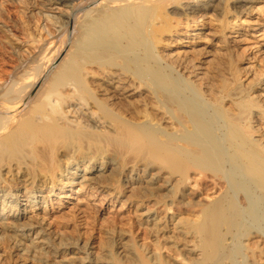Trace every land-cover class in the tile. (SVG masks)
Here are the masks:
<instances>
[{
  "label": "bare ground",
  "instance_id": "1",
  "mask_svg": "<svg viewBox=\"0 0 264 264\" xmlns=\"http://www.w3.org/2000/svg\"><path fill=\"white\" fill-rule=\"evenodd\" d=\"M36 1L64 36L56 38L60 46L44 36L41 54L24 72L8 66L0 74V264H227L220 238L228 246L257 239L259 248L264 35L247 40L227 9L241 20L264 0ZM255 20L248 27L261 25ZM78 61L90 93L77 84ZM185 158L201 168L203 183H225V200L201 209L198 227L172 217L168 231L156 211L191 177L180 179L157 163L170 168ZM123 176L124 202L151 206L141 221L180 252L181 262L153 248L137 250L125 228L106 231L95 247L88 237L67 235L61 216L49 220L50 207L71 197L66 189L108 188L101 183ZM83 196L73 206L79 213ZM230 198L237 202L233 212L225 204Z\"/></svg>",
  "mask_w": 264,
  "mask_h": 264
},
{
  "label": "rangeland",
  "instance_id": "2",
  "mask_svg": "<svg viewBox=\"0 0 264 264\" xmlns=\"http://www.w3.org/2000/svg\"><path fill=\"white\" fill-rule=\"evenodd\" d=\"M69 1L75 3L78 0H69ZM37 4H38V2L36 0H6L5 1L4 8H3L2 12L0 13V22H1L0 23V52H1L0 54H1V57L4 56L3 58H0V60L2 61V62L0 61V67H2V68H0V74L8 66H11V67L19 66L20 68L17 70V72H19V73L24 72L25 70H23V68L27 69L30 66V64H32V61H34V59L41 54L42 48H39V44H38L40 40H43L46 37H47V39H50V37H51V39H54V37H55V41H57L58 38L61 37V40H62L64 35H62L61 33L58 32V28L56 27L54 21H51L50 19H48V16L50 14L49 13L47 14L45 12H39L40 13L39 14L38 11H40V10L38 9ZM227 11L229 14L228 15L229 20L234 19L235 21H237V24H239V26L237 27L238 30H236V31L240 32L241 35H244V36L246 35L245 37H247V40L249 39V41H251V40L254 41V40H256V38L264 35V3L256 5V10H255L253 17L245 16V18L243 17L241 20L239 18L238 19L235 18V13L230 9V6H228ZM42 14H44V15H42ZM254 16H256V17H254ZM246 18L250 19V20H247ZM253 19L254 20L256 19L257 21H259L261 23V25H259L260 27L259 26L258 27H254V26L248 27V23L250 24V22H252ZM244 20H245V22H244ZM246 20H247V22H246ZM240 21L243 23H241ZM47 22H48V24H47ZM46 25H48V26L50 25L49 27H51V28H49ZM45 32H47V33H45ZM56 34L59 36L56 37ZM44 36H46V37H44ZM56 38H57V40H56ZM73 39H74V37L71 36V40L67 42V46H65V49L63 50L61 56L56 60V62H55V64H57L56 66H58L59 63H61L63 61L64 57L66 56V54L69 51V48L71 46L69 44H72ZM59 41H60V39H59ZM61 42L62 41H60V43H59L57 41L56 43H58L57 45L60 46V45H62ZM65 50H66V52H65ZM27 54L30 56H27ZM27 57H28V59L30 57H32V59L30 58V60H27ZM28 62H30V63H28ZM26 63H28L29 66H27ZM55 64H54V66H55ZM77 64L80 65L79 66L80 70L77 71L78 72L77 73V77H78L77 78V84L86 88L87 91L90 93L89 88H87L88 84L85 82L84 77H83L84 72L86 70V67L83 64H81V61H78ZM24 66H26V67H24ZM1 69H3V70H1ZM9 83L7 85H9ZM193 161H194L193 159L189 160V159L185 158V159H182V161H181L182 164H181V163H176L174 160V163L171 165L170 168H167L166 164H164L162 162L157 163V165L164 168L166 172H178V174H179L178 176L180 179L181 178L187 179L188 177H191V181H186V182L181 183L182 186H181V184H179L177 186V189L175 188L171 192V195L168 194L167 200L164 203V205L161 206V208L156 211L158 217H160V219H161L160 222H162L164 225L162 223L161 224L164 227L166 226L168 231L170 230V227H171L169 223H170V218H172V217L174 219H176L175 222H178L179 225L182 227H186V228L198 227L199 225H201V223H200L201 220L198 217V212L205 207H208V206L213 207L216 204L217 200H219V199L225 200L224 198H221L222 197L221 195L224 193V190L226 189L225 183H223L222 186L221 185L213 186V184L210 182H209L210 185L208 183L207 184L203 183L201 181V177H202L201 168H199L194 163L195 161L194 162ZM208 172H209V174H211L213 176H218V177L220 176V174L213 169H212V171L208 170ZM124 178L125 177L123 176L120 179L115 178L111 182L110 181H107V182L103 181V183H101V185L106 186L109 189L104 188V187L101 189V187L99 188V186H92L93 188L92 187L84 188L83 191H80L79 189L81 187L76 186V185L73 186L72 188L66 189L65 190L66 192L64 191L65 195L68 194V196H69V194H70L71 197L63 198V201H62L63 206L60 204L61 206L59 207L56 204H54L53 207H50L53 209L50 210V211H52L51 212L52 215L49 217L50 218L49 220L52 221V223H56L55 222V220L57 219L56 217L61 216V218H63L62 220L65 221L64 223H66V225L68 226L69 233L67 232V235H69V236H80L82 238L88 237L89 241L94 240L93 242H95V244H96L95 247H98V244L104 242L105 239L107 240V235L105 234L106 231L107 232L108 231L113 232V231H120V229H121V231H124L125 229H127L128 231L127 230H125V231H127L129 234L130 243L132 245H134V247L137 250L143 252L144 250L148 251V250L154 249L153 251L157 252L160 256H166V257L168 256V258H171V259L175 258L181 262L182 256H181L180 252L176 249L173 250V248L170 247L168 242H166L165 239H162L160 234L153 231L154 229L151 228L152 225L150 227V225H146L145 223H143L141 221L142 217H140V216L143 215L148 210H151V206L148 204H141V203L130 205L128 202H124L125 198L123 197V195H124V191L126 190L125 187L123 186L124 180H126ZM116 182H117V184H116ZM78 187H79V189H78ZM188 187H189L190 191L188 190ZM106 190H107V192H106ZM64 192H63V194H64ZM117 193H120V195H117ZM188 193H190V194H188ZM115 194H116V196H115ZM83 195L85 196V198L88 201H86V199L84 198ZM78 196H79V198H82V196H83V199H85L84 201L86 203L85 207H84L85 210H83L80 213H79V211H76L73 207L74 204L77 202L75 199ZM122 198H124V199H122ZM182 200H184V201H182ZM185 200H187V201L185 202ZM56 201H58V200H55L54 202H56ZM230 201H231V203L225 202V204L233 212L235 210L234 208L236 207L237 202L235 201V199L232 200L231 198H230ZM88 202H90V203H88ZM120 207H123V208H120ZM43 210L44 209H41V212ZM86 210H88V211H86ZM119 210H121V211H119ZM85 212H86V214H85ZM70 214H72V215H70ZM74 214H76V215H74ZM134 214H135V216H134ZM126 216H127V218H126ZM87 217H88V219H87ZM83 218H85V219H83ZM119 218H120V221L122 219V223L119 222V220H116ZM66 221L67 222L69 221V223H67ZM90 221H91V223H90ZM105 221H107L108 223L109 222L110 223L112 222V223L108 225ZM80 222H82V223L85 222V223H83V225L85 224L84 225L85 227ZM126 222L128 225L126 224ZM137 222L138 223L140 222V223L138 224ZM88 223H90V224H88ZM100 223L103 226L100 227V225H101ZM120 223L124 224V225L121 226ZM104 225H105V228H104ZM118 225H119V227L120 226L121 227L119 228ZM138 225H139V227L141 225V227L139 228ZM223 225L224 226H222L221 230L219 231L220 233L224 232L223 227H225V224H223ZM143 226L145 229L143 228ZM76 227H78V228H76ZM149 228H151V229H149ZM91 229H93V232ZM117 229H119V230H117ZM84 230H86V231L83 232ZM98 230L100 231V233ZM70 231H72V232H70ZM80 231H81V233H80ZM91 232H92V234H91ZM143 232H145V233H143ZM82 233H85V235ZM81 234H82V236H81ZM97 234H99L100 236ZM102 234H104V235H102ZM87 235H90V236H87ZM155 235H156V238L154 237ZM102 236H103V239H102ZM144 236H146V238ZM96 237H98V238H96ZM99 239H100V241H99ZM160 239H162V240H160ZM85 240H87V239H85ZM256 240L257 239L249 240V241H243V243H242L243 245L240 244L238 241H236V242H234V244L232 246H228V244H227L228 242H225V241H223V238H220L219 243H220L221 251H220L219 256L220 257L222 255L225 256L224 259H226L227 264H264V258H263L264 257V243L262 244V242H264V239L261 238V240L258 241L259 242L258 243L259 248H254L256 242L253 243V241H256ZM251 243L254 245H252ZM261 245H263V246H261ZM225 250H227V251H225ZM176 255H177V257H175ZM257 256H259V257H257ZM259 259H261V260H259Z\"/></svg>",
  "mask_w": 264,
  "mask_h": 264
}]
</instances>
